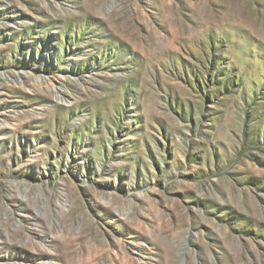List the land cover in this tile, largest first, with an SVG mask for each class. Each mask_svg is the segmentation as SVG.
Wrapping results in <instances>:
<instances>
[{
    "label": "rangeland",
    "instance_id": "rangeland-1",
    "mask_svg": "<svg viewBox=\"0 0 264 264\" xmlns=\"http://www.w3.org/2000/svg\"><path fill=\"white\" fill-rule=\"evenodd\" d=\"M0 264H264V0H0Z\"/></svg>",
    "mask_w": 264,
    "mask_h": 264
}]
</instances>
